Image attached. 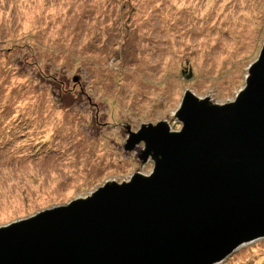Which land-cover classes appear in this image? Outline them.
I'll list each match as a JSON object with an SVG mask.
<instances>
[{"label":"rangeland","instance_id":"rangeland-1","mask_svg":"<svg viewBox=\"0 0 264 264\" xmlns=\"http://www.w3.org/2000/svg\"><path fill=\"white\" fill-rule=\"evenodd\" d=\"M263 48L264 0H0V229L151 175L137 138L235 102ZM215 264H264V237Z\"/></svg>","mask_w":264,"mask_h":264},{"label":"water","instance_id":"water-1","mask_svg":"<svg viewBox=\"0 0 264 264\" xmlns=\"http://www.w3.org/2000/svg\"><path fill=\"white\" fill-rule=\"evenodd\" d=\"M235 102L145 130L149 177L0 229V264H214L264 236V48Z\"/></svg>","mask_w":264,"mask_h":264},{"label":"bare ground","instance_id":"bare-ground-1","mask_svg":"<svg viewBox=\"0 0 264 264\" xmlns=\"http://www.w3.org/2000/svg\"><path fill=\"white\" fill-rule=\"evenodd\" d=\"M247 73H248V72H247ZM249 73H250V71H249ZM249 77H250V75L248 74V76L246 77V79H248ZM240 93H241V91H240ZM198 99H199V100H200V99L202 100V98H198ZM212 105H217V104H216V103H213ZM221 105H223V104H221ZM179 120H180V119H179ZM180 122H181V120H180ZM173 132H174V131H173ZM158 156H159V155H158ZM137 173H138L139 175H141V177H145V178H146V177H149V176H144L145 174H142V173H139V172H137ZM130 182H131V180H128V181L124 180V181H122V182H117L116 180H115V181L113 180V181H110V182L108 181V182H107L108 184H105V185H106V186L108 185L107 187H109L110 185H112V186H117V187H122L124 184H128V183H130ZM91 196H92V195L90 194V195H87V196H85V197H80L78 200H80V201L83 200V199H84V200H85V199L88 200V199L91 198ZM260 237H264V236H260ZM260 237H258V238H260ZM258 238H255V239H258ZM255 239H253V240H255ZM249 241H252V240H249ZM245 242H247V241H245ZM245 242H243V243H245ZM243 243H241L240 245H242ZM240 245H239V246H240ZM239 246H238V247H239ZM238 247H237V248H238ZM237 248H236V249H237ZM236 249H235V250H236ZM218 262H219V261H218ZM216 263H217V262H216ZM214 264H215V263H214Z\"/></svg>","mask_w":264,"mask_h":264}]
</instances>
